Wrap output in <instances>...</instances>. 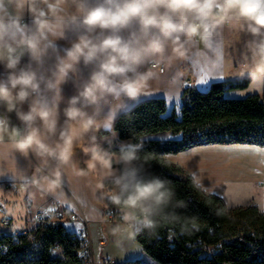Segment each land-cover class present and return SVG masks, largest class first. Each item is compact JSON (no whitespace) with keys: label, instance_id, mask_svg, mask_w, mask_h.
I'll use <instances>...</instances> for the list:
<instances>
[{"label":"clouds","instance_id":"1","mask_svg":"<svg viewBox=\"0 0 264 264\" xmlns=\"http://www.w3.org/2000/svg\"><path fill=\"white\" fill-rule=\"evenodd\" d=\"M234 40L237 76L264 81V0H0V181L63 203L65 179L85 178L120 213L118 249L145 231L158 238L186 202L147 170L143 140L117 143L116 123L160 78L171 87L188 75L185 62L226 75Z\"/></svg>","mask_w":264,"mask_h":264},{"label":"trees","instance_id":"2","mask_svg":"<svg viewBox=\"0 0 264 264\" xmlns=\"http://www.w3.org/2000/svg\"><path fill=\"white\" fill-rule=\"evenodd\" d=\"M249 84L248 79L220 80L203 91L187 87L179 109L169 108L163 97L144 99L117 121L118 139L143 140L147 170L171 181L177 199L187 205L177 210L178 222L158 228V238L147 231L135 238L159 264H264V213L254 205L229 208L221 196L197 188L195 178L168 158L211 144L263 147L264 95H228ZM161 132L172 136H151ZM57 246L61 251L54 254ZM78 250L77 234L61 222L38 224L30 235L0 233V264H81ZM213 250L217 254L211 255ZM123 264L146 263L136 258Z\"/></svg>","mask_w":264,"mask_h":264},{"label":"crops","instance_id":"3","mask_svg":"<svg viewBox=\"0 0 264 264\" xmlns=\"http://www.w3.org/2000/svg\"><path fill=\"white\" fill-rule=\"evenodd\" d=\"M225 36L228 38L227 32ZM58 43L61 46H68L63 40L58 41ZM240 50L241 43L235 42V40L227 49V58L231 64V69L226 75L210 76L200 63L192 64L185 62L181 65V68L188 75L182 77L174 86L170 87L169 75L166 74L154 84L151 94L147 97H141L138 102L148 98L163 97L166 99L169 108L176 107L179 109L182 104L183 92L187 88L185 82L189 78H192L191 87L202 91L208 89L215 81L241 80L236 73L240 62ZM84 74L87 76V71ZM4 75L3 66L0 65V78H3ZM250 88L254 89L253 93L260 94L261 96L264 95V81L250 82L249 86L243 90H250ZM74 91L71 82L64 86V95L66 98L73 95ZM233 92H230L229 96L233 97ZM64 106L62 104L61 108ZM24 110H27V104L24 105ZM4 111L0 107V112ZM8 115L12 123L16 125L20 124L15 113H9ZM151 136L169 138L172 135L170 132H161ZM118 141L119 139L117 143ZM218 150L216 149L215 151L218 152ZM223 150H229V156L216 153L210 155V157L213 163H217L213 164V167H219L218 163H229V172H225V174L223 172L221 174L225 179L229 177V189L215 190L213 188H207L205 191L209 194L221 196L231 209L254 205L259 208L260 212L264 213V146L229 144V149H220V152ZM171 156L168 155V158L171 159ZM78 159L82 161L86 157H84L83 153H79ZM19 166L22 168L27 167L28 162L23 160V158H19ZM223 168L219 167V169ZM228 173L229 176H227ZM61 198L63 199V203L52 196H37L35 199L30 200L26 194L22 195L18 190L13 189L9 183L0 181V202H5L7 205L6 213L0 212V231L32 230L37 226V222L33 227H29L28 224L34 221L33 216L35 211L42 210L52 214L63 208L68 212H76L84 215L89 220L94 255L97 259L100 257H108L113 260L114 264H123L127 260L139 258L146 264H156V261L154 262V259L143 251L142 246L136 240L134 242L126 241L123 243L122 248H117L116 241L118 238L112 234L111 230L120 222L110 220L106 216V210L110 205L104 207V204L107 202H101L99 193H93L87 179L67 177ZM27 203H32V207L28 209ZM3 215L10 218V226L4 227L2 225L1 218ZM62 223L68 230L75 233L81 229V224L77 221L65 220ZM132 249L135 251H132ZM81 264L89 263L82 262Z\"/></svg>","mask_w":264,"mask_h":264},{"label":"rangeland","instance_id":"4","mask_svg":"<svg viewBox=\"0 0 264 264\" xmlns=\"http://www.w3.org/2000/svg\"><path fill=\"white\" fill-rule=\"evenodd\" d=\"M233 97L236 98H244L250 94H254V89L250 88V90H234ZM228 92V95L229 93ZM219 149L218 152L215 150ZM220 149H229V144H212V145H203L197 146L194 148L187 149L178 154H172L171 159L173 162L179 164L184 168V170L191 174L195 180H199L200 186L206 190L207 188L222 190L224 188L229 189V177L227 179L223 178L221 175L223 172H229V163H218L219 167L214 166L212 158L210 155L220 153L222 155L229 156V150H223L220 152ZM219 169V171H217ZM229 176V173L228 175ZM36 224V221L30 222L29 227H33ZM140 247L139 244H137ZM132 251H135L132 249ZM115 260V259H114ZM155 262V260H153ZM159 264L158 262H155Z\"/></svg>","mask_w":264,"mask_h":264},{"label":"built area","instance_id":"5","mask_svg":"<svg viewBox=\"0 0 264 264\" xmlns=\"http://www.w3.org/2000/svg\"><path fill=\"white\" fill-rule=\"evenodd\" d=\"M26 59L22 61V63L26 62ZM186 87H191L192 85V78H189L185 82ZM32 203H27V208H31ZM7 205L5 202H0V212L6 213ZM106 216L113 221L121 222L120 221V213L117 208L114 206H110L106 210ZM33 220L38 224L48 225L51 223L63 222L65 220L70 221H77L81 224V229H79L76 234L79 239V250L78 256L83 260V262L89 264H114L113 260L108 257H100L97 259L94 255L93 249V241L91 236L90 230V223L89 220L84 216L76 212H68L65 209H59L55 211V213L49 214L42 210H37L34 212ZM1 223L4 227L10 226V218L3 215L1 218ZM12 234L18 235H30L31 230L29 229H19V230H8ZM2 231H0L1 233ZM7 251V247H5L4 252ZM217 251H220L218 248Z\"/></svg>","mask_w":264,"mask_h":264}]
</instances>
